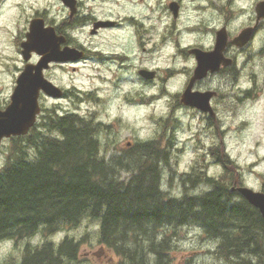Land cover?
<instances>
[{"label":"trees","instance_id":"16d2710c","mask_svg":"<svg viewBox=\"0 0 264 264\" xmlns=\"http://www.w3.org/2000/svg\"><path fill=\"white\" fill-rule=\"evenodd\" d=\"M39 119L27 135L11 139L13 149L0 169V242L37 233L51 237L89 218L99 223L97 243L114 254L113 264H170L171 237L165 230L189 226L213 240L215 253L225 260L258 250L262 227L256 210L232 202L222 185L237 183L232 170L219 182L187 175L190 186L200 182L212 190L170 197L160 187L158 165L167 152L158 141L137 143L105 160L93 121L76 115L56 119L51 110ZM80 243L69 237L26 243L18 262L10 257L0 264H81Z\"/></svg>","mask_w":264,"mask_h":264},{"label":"clouds","instance_id":"9594fccd","mask_svg":"<svg viewBox=\"0 0 264 264\" xmlns=\"http://www.w3.org/2000/svg\"><path fill=\"white\" fill-rule=\"evenodd\" d=\"M198 2L204 10L193 11L195 5H186L178 27L180 34L175 39L161 38V33L171 19L165 0H144L134 10L123 13L135 15L148 30L149 39L157 45L158 50L142 66L163 71L156 72L151 85H145L138 80L136 83H124L116 97L104 108L99 119L109 123L120 120L139 142L155 140L162 131L160 121L170 117L178 120L180 127L175 129L173 135L177 146L184 148L185 163L193 161L203 153L208 167L218 174L224 171V166L212 156V150L220 146L215 127L209 124L208 118L198 107L184 103L186 93H213L215 95L207 97V100L213 101L219 126L228 129L223 137L226 155L239 167L242 184L260 192L264 188V14L260 10L264 0ZM208 19L213 20L208 25L209 28L224 27L228 33L239 39H235L234 46L227 50L225 46L220 49V61L215 70L205 68L203 75L197 77L201 67L198 54L217 53L220 33L208 32L200 35L185 32L183 29L194 27L201 20ZM246 29L251 31H245ZM134 31L133 26L128 27L130 34ZM190 48L198 51H184ZM8 49L15 55L13 45L9 44ZM225 56L228 60L224 59ZM229 66L235 69V75L225 72V68ZM133 75L138 76L137 70L133 69ZM13 76L14 74H5L9 81ZM126 95L134 98H156L146 103H127L124 100ZM80 115L84 116L85 113L82 111ZM198 142L199 147H196ZM184 170L188 171L187 168ZM211 190V185L200 184L193 194L199 195L201 191ZM14 245L13 239L6 238L0 247V262L17 255L18 249Z\"/></svg>","mask_w":264,"mask_h":264},{"label":"flooded vegetation","instance_id":"af4514ba","mask_svg":"<svg viewBox=\"0 0 264 264\" xmlns=\"http://www.w3.org/2000/svg\"><path fill=\"white\" fill-rule=\"evenodd\" d=\"M5 1L0 0V11ZM49 2L48 6H37L33 9L19 32L13 33V42L19 51H21V43L25 41L31 22L37 20L42 23L44 29H51L53 31L55 37L53 48L58 49L60 52L65 48H69L81 53V56L76 60L59 63L52 62L48 69L57 70L67 66L72 72H75L78 66H82L85 71H88V79L101 83L99 87L74 92L68 88L59 87L57 83L48 79L61 90L59 97H51L50 99L54 101L58 99L65 100L71 108H54L52 113L56 119L65 115H76L79 118L93 121L92 116L98 113V111H93V108L87 111V107L84 111L80 105L81 103L86 106L91 105V103L97 106L99 104L106 106L109 99L103 97V93H106L105 89L109 87L116 92L120 90L121 83H136L137 80L145 85L154 83L153 79L146 78L142 74V71L145 70L153 73L155 76L156 72L161 70H150L142 65L158 50L157 45L155 41L149 39L147 35L148 30L135 15L123 14L125 11L130 12L134 10L139 4H143L144 0H49ZM184 2L185 0H165V7L171 19L164 32L161 33L162 40L167 38L175 39L180 34L178 27L185 9ZM230 18L231 13L228 14V19ZM211 20H201L198 25L184 28L183 31L200 35L207 34L208 32L220 33L219 35L224 41L223 46H225L226 50L234 46L231 41L235 37L228 33L224 27H208L212 23ZM129 26H133L135 29L131 34L128 32ZM4 32H8L7 25H0V34L2 35ZM61 39L62 41L60 42ZM184 51L195 52L198 49L190 48L184 49ZM207 54L209 53L198 55L207 56ZM38 59L39 57L35 54H31V63H36ZM224 59L228 60V57L225 56ZM48 69L43 71L44 76ZM133 69L137 70L138 76L133 75ZM225 72H232L235 75V69L231 66L225 68ZM126 73L127 75H125ZM192 94H202V96L206 94L215 95L205 91H193ZM186 95L188 93L185 94V97ZM43 96L41 93L40 97ZM185 97L184 103L187 104ZM155 98L149 97L147 98V102ZM124 100L127 103H145L144 97L140 96L134 98L126 95ZM208 105L212 111L211 113L201 111L208 118L209 124L213 125V121L216 120V109L211 99L208 100ZM178 106L179 104H177ZM60 110L61 112H59ZM82 111L85 113L84 116L80 115ZM93 122L101 129L107 127L101 121ZM129 145L130 143H127V146ZM214 181L219 182L221 180L214 179ZM225 182L223 181L222 185H226V189L231 192L232 202L240 203L244 201L249 205L236 190L238 187L244 186L240 180L236 184H233L234 182H231V184H228L227 181ZM260 193L264 194V188H262ZM255 210L258 218L261 220L262 227L259 231L258 250L246 251L237 258L228 255L227 260L222 258L224 257L223 255L214 253V256L218 257L223 264H232L233 261L240 262L241 264H253V257L255 258V264H264V218L257 209ZM246 217H248V214Z\"/></svg>","mask_w":264,"mask_h":264},{"label":"rangeland","instance_id":"374dc122","mask_svg":"<svg viewBox=\"0 0 264 264\" xmlns=\"http://www.w3.org/2000/svg\"><path fill=\"white\" fill-rule=\"evenodd\" d=\"M48 3H50L49 0H6L1 6L0 25H7L8 32H4L2 35L0 34V110H3L9 103L11 93L15 87V80L25 64L18 47L13 42L12 35L15 32H19L25 20L31 15L35 7L48 6ZM186 5H195L193 11L202 12V6L198 0H185V9L183 13L186 11ZM211 22L213 21L211 20ZM9 44L15 47V55L8 49ZM6 73L8 75L14 74L11 81L5 78ZM87 75L88 71H85L82 66H78L75 72H72L67 66L57 70L48 69L45 72V77L47 79L54 81L59 87L68 88L74 92L99 87V85H101V83L95 80L88 79ZM123 84L124 83L120 84V89ZM105 90L106 93H103V97L108 98L109 103L116 97L118 91L115 92L111 87ZM147 98L149 97H144L145 103L147 102ZM39 104L41 107L40 115H44L47 111H52L56 107L63 109L67 107L71 109L67 101L62 99L54 101L45 96L39 98ZM80 105L84 111L86 107L87 111L91 108H93V111L97 110L98 113L92 116L93 121H101L107 126L102 129L99 127L98 135L102 146L101 155L104 156L105 160H108L112 155L126 153L124 151L132 148V145L141 143L126 129V126H124L120 120L109 123L99 119L107 105L99 104L97 106L92 103L87 106L82 103ZM59 112H61V110ZM40 121L41 119L38 118L37 122ZM212 126L215 127V135L220 138V146L212 150V156L223 166L227 165L226 168L224 167V171L218 174L213 173L212 169L208 167V162L204 158L203 153L197 156L193 161L185 163L183 160L184 148L177 146V140L173 135L175 129L180 127L179 121L171 117L168 120L160 121V128L162 131L155 141H158L160 143V148L167 152L163 164L158 165L161 173L160 187L161 190L170 197L181 198L184 194L193 195V191L198 185L205 184L196 182L194 186H190L188 182H184L188 178L187 175L190 174L191 178L200 174L203 175V178L221 180L224 178L223 176H226L228 172L230 174L232 170L235 177L241 182L239 167L234 165L229 158L225 159L227 155L223 137L228 129H222L219 126L217 118L213 121ZM127 143H130L131 146H127ZM12 146L13 142L11 140L7 139L2 141L0 146V169L6 164L8 157H10V153L13 149ZM196 147H199V142ZM27 152L29 156H33V151L31 149H28ZM223 161L226 163L223 164ZM185 168H187L188 171H185ZM128 177L129 174L124 172L121 173L122 180H127ZM202 192L203 191H201V193ZM98 230L99 223L96 220L84 218L76 227L65 229L51 237L44 236L42 233H37L31 238L15 241L14 246L18 249V252L17 255L12 258L17 262L21 259L20 257L26 243H29L31 246H39L49 239L57 243L64 237H69L75 241H81L78 250L81 264H113V261L117 260L114 254L111 251L103 249L97 243ZM165 232L166 234L169 232L171 237V249L168 253L171 259L170 264H221V260L214 256L215 242L207 238L200 228L189 226L165 230ZM161 236H163V234L159 235L157 238L159 239ZM5 241L0 242V247L3 246Z\"/></svg>","mask_w":264,"mask_h":264},{"label":"water","instance_id":"95a60500","mask_svg":"<svg viewBox=\"0 0 264 264\" xmlns=\"http://www.w3.org/2000/svg\"><path fill=\"white\" fill-rule=\"evenodd\" d=\"M260 10L261 14H264V5L260 6ZM245 31L251 30L246 29ZM54 39L51 29H44L42 23L37 20L31 22L25 41L21 43V55L26 64L15 81L9 104L4 110H0V145L3 139L26 135L34 126L40 113L39 96L41 93L47 97H59L61 95V90L44 77L43 70L48 69L52 62L76 60L81 56V53L73 49L65 48L60 52L53 48ZM235 39H239V37H235L231 41L232 44ZM223 44L224 41L218 34L217 53H209L207 56L199 55L201 67L197 72V77L203 75L205 68L216 69L220 61L219 51ZM32 52L39 56L36 64L28 63ZM142 74L146 78L154 76L153 73L145 70L142 71ZM210 96V94L205 96L202 94L186 95L185 102L198 107L203 112L211 113L208 105L209 99L207 100V97ZM236 190L264 218V194L247 187H238Z\"/></svg>","mask_w":264,"mask_h":264},{"label":"bare ground","instance_id":"6f19581e","mask_svg":"<svg viewBox=\"0 0 264 264\" xmlns=\"http://www.w3.org/2000/svg\"><path fill=\"white\" fill-rule=\"evenodd\" d=\"M143 154H144V153H143ZM145 154H146V153H145ZM145 154H144V155H145ZM146 155H147V154H146ZM150 155H151V154H150ZM142 157H143V156H142ZM148 157H149V156H147V160H148ZM155 157H156V159L158 160V162H160V161L162 160V158H159L158 155H155ZM139 158H140V157H139ZM151 158H152V157H151ZM141 160H142V159H141ZM147 160H145V161H147ZM193 195H194V194H193ZM259 230H260V229H259ZM258 232H259V231H258ZM248 236H249V234H248ZM258 236H259V235H258ZM257 240H258V239H257ZM253 241H254V239H253ZM256 242H257V241H256ZM250 243H251V242H250ZM252 243H253V242H252ZM254 244H255V243H254ZM252 245H253V244H252ZM255 245H256V244H255Z\"/></svg>","mask_w":264,"mask_h":264}]
</instances>
